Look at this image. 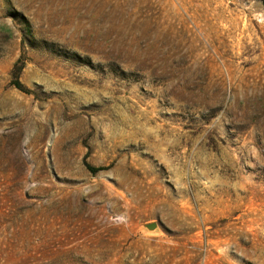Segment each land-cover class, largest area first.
<instances>
[{
    "label": "rangeland",
    "instance_id": "rangeland-1",
    "mask_svg": "<svg viewBox=\"0 0 264 264\" xmlns=\"http://www.w3.org/2000/svg\"><path fill=\"white\" fill-rule=\"evenodd\" d=\"M0 264H264V0H0Z\"/></svg>",
    "mask_w": 264,
    "mask_h": 264
},
{
    "label": "water",
    "instance_id": "water-1",
    "mask_svg": "<svg viewBox=\"0 0 264 264\" xmlns=\"http://www.w3.org/2000/svg\"><path fill=\"white\" fill-rule=\"evenodd\" d=\"M157 226V223L156 222H149V223H146L145 224V227L148 228V229H155Z\"/></svg>",
    "mask_w": 264,
    "mask_h": 264
},
{
    "label": "trees",
    "instance_id": "trees-1",
    "mask_svg": "<svg viewBox=\"0 0 264 264\" xmlns=\"http://www.w3.org/2000/svg\"><path fill=\"white\" fill-rule=\"evenodd\" d=\"M14 85H15L18 89L24 91L23 88H22V86L19 84L18 81H17V82H14ZM91 169H92L91 171H93V172H96V171L98 170L97 168H91Z\"/></svg>",
    "mask_w": 264,
    "mask_h": 264
}]
</instances>
